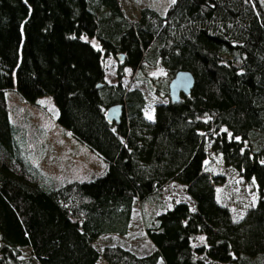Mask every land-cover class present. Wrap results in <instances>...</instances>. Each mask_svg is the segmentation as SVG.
<instances>
[{
	"label": "trees",
	"instance_id": "trees-1",
	"mask_svg": "<svg viewBox=\"0 0 264 264\" xmlns=\"http://www.w3.org/2000/svg\"><path fill=\"white\" fill-rule=\"evenodd\" d=\"M261 1L173 0L163 15L143 7L128 20L121 0H0V264H25L21 248L38 264H264ZM101 52L122 56L114 84ZM157 66L171 77L187 71L194 84L177 103L154 104L149 120L142 91L121 79L127 68L166 97L165 82L143 75ZM7 91L33 106L51 96L56 123L104 171L77 181L40 170L29 159L35 130L10 121ZM113 105L122 106L117 123L105 118ZM208 145L255 192L238 219L217 198ZM169 182L193 210L149 207ZM135 202L152 251H98L101 236L127 233Z\"/></svg>",
	"mask_w": 264,
	"mask_h": 264
},
{
	"label": "rangeland",
	"instance_id": "rangeland-1",
	"mask_svg": "<svg viewBox=\"0 0 264 264\" xmlns=\"http://www.w3.org/2000/svg\"><path fill=\"white\" fill-rule=\"evenodd\" d=\"M172 1L121 0V8L124 15L130 20L143 7L151 8L163 15ZM261 3L264 7V0ZM90 42L98 48L94 40H90ZM102 58L105 67V82L116 83L118 61L110 55H103ZM143 75L154 78L156 84L165 82V89L171 79V75L159 66L146 68ZM121 82L127 89L138 88L142 91L146 100L144 116L149 120L153 118V105L168 100V96L156 95L144 79L140 80L137 78V74L127 68L123 69ZM5 98L10 121L22 125L28 133H31L32 129L35 130V134L31 135L33 153L29 159L44 173L65 180L85 181L104 171L105 162L56 123L57 109L51 96L40 97L35 106L23 101L14 91H7ZM260 144L264 146V141H261ZM207 156L206 170L222 177V182L216 186L218 200L229 208L234 219L240 218L248 208L256 203L257 197L252 186L246 183L234 170L223 166L220 156L214 154L209 145L207 146ZM158 195L156 201L149 206H161L157 210L158 213L177 202H184L190 210L194 209L193 201L186 195L184 187L175 182L165 185ZM149 207H144L147 213L151 212L148 211ZM141 211L142 207L135 202L127 233L123 236L115 234L101 236L93 246L98 251L104 246L119 245L138 255L151 252L153 248L144 233ZM20 251L25 264H38L28 254L26 248H21ZM96 264H106V262L102 257H99Z\"/></svg>",
	"mask_w": 264,
	"mask_h": 264
},
{
	"label": "water",
	"instance_id": "water-1",
	"mask_svg": "<svg viewBox=\"0 0 264 264\" xmlns=\"http://www.w3.org/2000/svg\"><path fill=\"white\" fill-rule=\"evenodd\" d=\"M121 55H117L116 59L120 61ZM194 79L187 71L176 72L167 84L168 100L177 103L181 95H188L193 87ZM122 113L121 105H113L105 112V118L109 123H117Z\"/></svg>",
	"mask_w": 264,
	"mask_h": 264
}]
</instances>
